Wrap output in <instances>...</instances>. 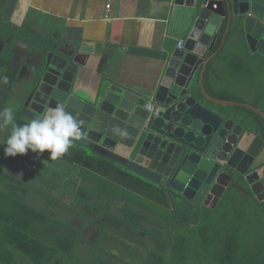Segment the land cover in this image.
I'll return each mask as SVG.
<instances>
[{"label":"trees","instance_id":"1","mask_svg":"<svg viewBox=\"0 0 264 264\" xmlns=\"http://www.w3.org/2000/svg\"><path fill=\"white\" fill-rule=\"evenodd\" d=\"M18 1L0 0L1 39L19 41L27 52L44 56L58 52L63 44L80 46L78 28L36 9L27 12L22 25L15 24L12 16ZM225 30L226 24L213 51ZM16 44L5 43L0 79L11 71ZM234 57L264 61L263 54L249 48L239 19L233 21L224 47L208 65V91L264 110V90L247 95L238 80L213 84L214 64ZM41 70L37 67L35 74ZM7 77V84L0 83V111L12 106L17 123L29 122L21 113L20 98L15 101L17 75ZM195 95L264 139V118L254 110L215 103L199 86ZM10 130V126L0 127V264H264V201L256 198L242 175L234 176L215 206L196 205L74 142L59 160L44 157L33 162L24 179L7 168L11 161L4 148ZM62 165L63 175L58 170ZM50 172L56 183L53 193L41 189V183L49 184ZM87 229L94 231L92 238L86 237ZM117 243L128 252L117 251Z\"/></svg>","mask_w":264,"mask_h":264},{"label":"water","instance_id":"2","mask_svg":"<svg viewBox=\"0 0 264 264\" xmlns=\"http://www.w3.org/2000/svg\"><path fill=\"white\" fill-rule=\"evenodd\" d=\"M192 7V27L182 47L166 59L153 94L104 82L91 97L82 96L77 51L94 49L80 44L70 52L66 44L58 52L39 55L42 70L24 86L28 96L21 113L29 119L41 117L63 103L82 122L75 143L196 205L215 206L236 174L264 201V139L195 95L199 86L215 103L247 107L264 118V110L256 105L217 98L205 84L208 65L224 47L235 19L242 22L251 51L264 55V0H197ZM225 24L220 46L213 51ZM150 98L154 109L147 106Z\"/></svg>","mask_w":264,"mask_h":264},{"label":"crops","instance_id":"3","mask_svg":"<svg viewBox=\"0 0 264 264\" xmlns=\"http://www.w3.org/2000/svg\"><path fill=\"white\" fill-rule=\"evenodd\" d=\"M196 1L19 0L12 21L22 25L33 8L63 19L67 27L78 28L81 45L94 49L77 51L82 96L91 97L104 82L150 95L160 83L166 59L192 27ZM20 48L25 56L37 55ZM66 48L71 52L76 46L67 43ZM244 79L247 95L264 90V61L234 57L233 61L216 62L212 68L215 85Z\"/></svg>","mask_w":264,"mask_h":264},{"label":"clouds","instance_id":"4","mask_svg":"<svg viewBox=\"0 0 264 264\" xmlns=\"http://www.w3.org/2000/svg\"><path fill=\"white\" fill-rule=\"evenodd\" d=\"M0 83L7 84L8 77H2ZM81 125L82 122L75 119L63 103H57L43 116L23 124L16 122L14 107L0 111V127L10 126L11 129L4 148L7 157L25 155L31 150L40 155L47 152L49 160H59L81 138Z\"/></svg>","mask_w":264,"mask_h":264},{"label":"flooded vegetation","instance_id":"5","mask_svg":"<svg viewBox=\"0 0 264 264\" xmlns=\"http://www.w3.org/2000/svg\"><path fill=\"white\" fill-rule=\"evenodd\" d=\"M17 43L16 46V54L12 60V66H11V71L9 73V77L13 76V74L15 73L17 75V82L15 83V92L20 95V101H21V110L25 105V102L27 100V96L28 93L24 92L25 88V84L29 82V80H31V78H33L34 74L37 71V67H39L40 63H41V57L38 55H32L31 56H25L20 48V44L21 42H17V41H13L12 39H9L7 41H4V44H2V42L0 41V64L3 63L2 59V53L4 51V47H5V43ZM65 48V47H63ZM26 91V90H25ZM24 92V93H23ZM23 115V114H22ZM26 119H28V121H30L31 119H29L28 117H26L25 115H23Z\"/></svg>","mask_w":264,"mask_h":264},{"label":"rangeland","instance_id":"6","mask_svg":"<svg viewBox=\"0 0 264 264\" xmlns=\"http://www.w3.org/2000/svg\"><path fill=\"white\" fill-rule=\"evenodd\" d=\"M245 82H246L245 79L243 81L241 80V84L244 85ZM248 86L253 87L254 85L252 84V85H248ZM24 92H25V90H24ZM19 98H20V95H18L17 97H15V101H19ZM44 157L48 161L53 162L52 160H49L48 159V154L46 152L44 154L40 155L38 153H33V152H31V150H29L27 152V154H25V155H17L15 157H9V159L11 161V164L8 165L7 168L9 169V171L12 174L17 175V176H20V177H22V178L25 179V178L28 177L27 171H32L33 170V162H38L41 159H43ZM51 165H53V164L51 163ZM15 166H17V167H15ZM52 168H54V167H52ZM58 168H59L58 170H59V172H60L61 175H63L64 173L66 174V168L64 167V165H62V166H60ZM50 173H51V180L49 181V184H47V183H41V186H42L41 189L44 190V191L52 192L53 193L55 191L53 188H56L55 187L56 186V183H55V178H54L52 172H50ZM47 175H48V179H49V174H47ZM53 184H54V187H53ZM58 184H59V182H58ZM57 190L60 191L61 189H58L57 188ZM85 235L88 238H92L94 236V231L92 229H87L85 231ZM116 247H117L116 250L119 251V252H124V253H127L128 252L127 250H125L123 248L122 245H120V243H117Z\"/></svg>","mask_w":264,"mask_h":264},{"label":"built area","instance_id":"7","mask_svg":"<svg viewBox=\"0 0 264 264\" xmlns=\"http://www.w3.org/2000/svg\"><path fill=\"white\" fill-rule=\"evenodd\" d=\"M183 45V40H180L179 41V44H178V47H182ZM155 100L153 98H150L149 101H148V104L147 106H149L150 108L154 109L155 108Z\"/></svg>","mask_w":264,"mask_h":264}]
</instances>
